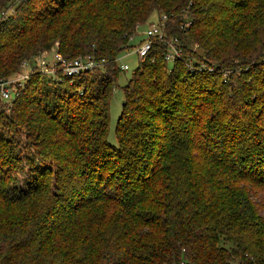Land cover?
I'll return each instance as SVG.
<instances>
[{
    "label": "trees",
    "instance_id": "trees-1",
    "mask_svg": "<svg viewBox=\"0 0 264 264\" xmlns=\"http://www.w3.org/2000/svg\"><path fill=\"white\" fill-rule=\"evenodd\" d=\"M44 1L0 0V80L51 49L97 64L0 101V264H264V0ZM155 11L179 55L153 40L113 145Z\"/></svg>",
    "mask_w": 264,
    "mask_h": 264
},
{
    "label": "built area",
    "instance_id": "built-area-1",
    "mask_svg": "<svg viewBox=\"0 0 264 264\" xmlns=\"http://www.w3.org/2000/svg\"><path fill=\"white\" fill-rule=\"evenodd\" d=\"M3 17H5V12L2 11L0 12V20ZM164 31V18H161L158 22L149 23L147 29L142 35V39L135 46L133 54L135 53L139 60L144 59L151 50L153 40H160L164 43H167V49L164 54V59L167 62L172 63L175 57L179 55V49L175 44L176 39H168ZM127 50L128 49L124 50L126 53L125 55H128L126 52ZM47 53L48 52L45 51L41 55H39L34 65H30L29 62L23 64L22 67H26V65H29L28 68L30 67L27 73L23 74L19 72L10 78L0 80V101L8 103L10 102L15 94L17 86H21L26 82L32 68L37 67L40 71L44 73L47 71L48 73L52 74V76L55 75L57 69H61V72H63L65 75L74 76L82 71L92 69L97 64L91 56L79 57L73 60H66L62 57L61 54L57 53L56 51H53L50 61H47L45 59V54ZM119 68L120 70L127 71L129 69V66L124 63L120 64Z\"/></svg>",
    "mask_w": 264,
    "mask_h": 264
},
{
    "label": "rangeland",
    "instance_id": "rangeland-1",
    "mask_svg": "<svg viewBox=\"0 0 264 264\" xmlns=\"http://www.w3.org/2000/svg\"><path fill=\"white\" fill-rule=\"evenodd\" d=\"M50 2H51V0H45L44 2H41L40 4H38V6L41 7L42 5H44L46 3H50ZM160 19H161L160 14L157 11L153 12L151 14V16L148 18V20L138 27L137 33L135 34V37H134V40L132 43L134 46L129 47L128 50L126 51L128 55H125L126 54L125 51L123 53H120V55H119V59H118L119 65L126 63L129 66V69L127 71H123V70L120 71L118 78H117V81H116V85H115L114 90L112 92V96H111V100H110V104H109V130H108L107 139H108V142H110L113 145L117 144V139H116V135H115V125H116L117 118L119 116V113L121 110V105H122L123 99H124L122 86L130 78L133 70L135 69V67L137 66V63L139 61L136 54L135 53L133 54V51L135 49V46L140 42L143 33L147 29L148 24L151 22H158ZM5 30H6V28H4V30L1 31L2 34L5 33ZM191 49H193V51H197L198 53H201V50L196 45H192ZM53 51H55V49H51L50 51H47L48 52L47 54H45V59L47 61H50ZM42 53L33 57L29 61V64L34 65L37 57L39 55H41ZM200 63L202 66H206V64L204 62H200ZM28 66L29 65H26V67H22L20 72L23 74L27 73L30 69V67L28 68ZM206 67H208V66H206ZM33 69H36L37 71L39 70V68H37V67H35ZM208 69L210 72H212L213 67H208ZM45 74L48 76H50V75L52 76V74L48 73L47 71L45 72ZM62 74H64V73L59 72L58 73L59 76L54 75L53 76L54 78H50V81H52V80H55V81L60 80L61 81V75ZM256 197H264V194H258V196H256Z\"/></svg>",
    "mask_w": 264,
    "mask_h": 264
}]
</instances>
